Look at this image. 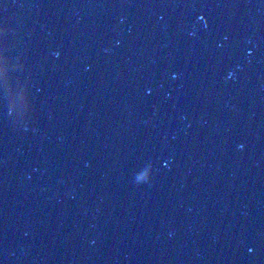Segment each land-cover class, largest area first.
<instances>
[{
  "label": "water",
  "instance_id": "water-1",
  "mask_svg": "<svg viewBox=\"0 0 264 264\" xmlns=\"http://www.w3.org/2000/svg\"><path fill=\"white\" fill-rule=\"evenodd\" d=\"M0 264H264V27L168 69H0Z\"/></svg>",
  "mask_w": 264,
  "mask_h": 264
}]
</instances>
